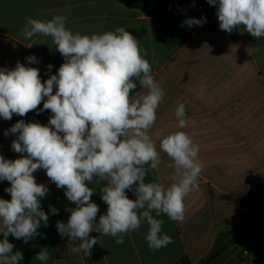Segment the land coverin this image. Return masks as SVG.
<instances>
[{"label": "crops", "instance_id": "crops-1", "mask_svg": "<svg viewBox=\"0 0 264 264\" xmlns=\"http://www.w3.org/2000/svg\"><path fill=\"white\" fill-rule=\"evenodd\" d=\"M217 6L207 0H190L149 15L117 0H0V69L12 70L19 62L38 68L42 82L57 73L64 58L55 50L51 37L27 39L21 34L28 17L46 21L65 16L66 27L73 33L103 34L117 27L131 32L147 51L145 59L152 64V75L165 92L149 136L159 145L173 132L187 133L199 145L198 159L203 165L198 189L184 200L182 223L153 213L163 220L162 234L169 235L173 243L150 250L146 224L126 234L121 245L112 236L92 232L90 236L99 242L90 257L73 253L75 245L58 233L57 221L67 223L69 209L76 205L67 200L64 189L50 181L45 170H38L34 173L36 182L49 189L40 199L49 216L48 226L42 222L40 235L28 243L8 236L13 254H23L19 264H41L36 255L42 248L49 253L46 264H177L184 255L198 264L212 254L218 238L226 248L210 264L264 261V37L257 39L243 29L231 33L221 30ZM205 18L202 26L184 23ZM31 55L37 63H28L26 58ZM49 64L53 66L50 72ZM133 82L137 88L130 95L146 92L137 78ZM180 104L186 109L185 128L179 127L175 116ZM51 115L50 110H44L24 117L13 114L11 120L0 118V154L13 160L21 156L11 149L16 135L5 136V130L21 119L46 125ZM161 157L158 169L149 171L145 182L168 187L174 173V166L169 165L174 162L164 153ZM105 184L94 180L88 185L94 191L91 200L99 206L97 223L108 207L100 193ZM10 186L6 180L0 181V198L11 199L5 191ZM127 195L135 199L132 191ZM50 206L58 213L53 215Z\"/></svg>", "mask_w": 264, "mask_h": 264}, {"label": "clouds", "instance_id": "clouds-1", "mask_svg": "<svg viewBox=\"0 0 264 264\" xmlns=\"http://www.w3.org/2000/svg\"><path fill=\"white\" fill-rule=\"evenodd\" d=\"M207 2L218 5L221 30L243 29L257 39L264 37V0ZM203 22L206 18L184 23L191 27ZM66 24L67 17L61 15L46 21L28 17L21 29L27 39L51 37L64 58L57 73L46 81H41L38 68L19 62L12 70L0 69V118L11 120L13 114L24 117L32 111L52 113L46 125L21 119L4 132L5 136L16 135L11 149L21 156L13 160L0 154V181L11 185L5 189L11 199L0 198V233L4 237L0 240V264H19L23 259L22 252L13 254L10 234L28 243L40 235L42 222L48 226L49 216L40 199L49 189L36 182L38 170H45L50 181L64 189L67 200L76 205L69 209L67 223L57 221L56 227L62 238L75 245L73 253L89 257L99 242L90 236L92 232L112 236L121 245L126 234L146 224L150 250L173 243L169 235L162 234L163 220L155 217L164 214L182 223L184 200L199 187L203 169L199 145L182 131L165 136L159 145L148 134L165 92L155 81L139 40L124 27L87 35L73 33ZM26 59L29 64L38 62L34 55ZM47 67L50 72L53 66ZM133 78L146 92L130 95L137 88ZM42 102L43 108H38ZM175 116L180 128L187 127L184 104L178 105ZM161 153L174 162L169 165L174 166V173L168 187L145 182L148 172L161 164ZM94 180L106 182L100 193L108 207L98 223L99 206L91 200L94 191L88 186ZM127 191H132L135 199H130ZM50 211L58 213L52 206ZM36 259L46 264L47 248H42Z\"/></svg>", "mask_w": 264, "mask_h": 264}, {"label": "trees", "instance_id": "trees-1", "mask_svg": "<svg viewBox=\"0 0 264 264\" xmlns=\"http://www.w3.org/2000/svg\"><path fill=\"white\" fill-rule=\"evenodd\" d=\"M117 1L127 6L141 9L149 15H155L164 9L183 6L190 2V0H160V5L154 11L149 12L147 6V0H117ZM42 107H43V102L38 106V108H42ZM261 228L264 236V224L261 225ZM221 245H222L221 238H218L212 254L198 264H210L213 260H215L226 248L225 246H221ZM262 263H264L263 260L256 261V264H262ZM177 264H194V263L191 261L188 255H184L178 260Z\"/></svg>", "mask_w": 264, "mask_h": 264}, {"label": "water", "instance_id": "water-1", "mask_svg": "<svg viewBox=\"0 0 264 264\" xmlns=\"http://www.w3.org/2000/svg\"><path fill=\"white\" fill-rule=\"evenodd\" d=\"M159 5L160 2L158 0H147V6L149 12L154 11Z\"/></svg>", "mask_w": 264, "mask_h": 264}, {"label": "rangeland", "instance_id": "rangeland-1", "mask_svg": "<svg viewBox=\"0 0 264 264\" xmlns=\"http://www.w3.org/2000/svg\"><path fill=\"white\" fill-rule=\"evenodd\" d=\"M222 246V245H221Z\"/></svg>", "mask_w": 264, "mask_h": 264}]
</instances>
